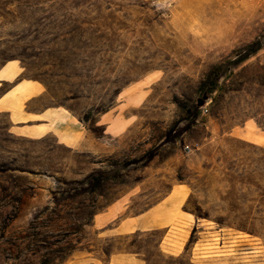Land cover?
<instances>
[{
	"label": "rangeland",
	"instance_id": "rangeland-1",
	"mask_svg": "<svg viewBox=\"0 0 264 264\" xmlns=\"http://www.w3.org/2000/svg\"><path fill=\"white\" fill-rule=\"evenodd\" d=\"M2 77L0 264H264V0H0Z\"/></svg>",
	"mask_w": 264,
	"mask_h": 264
},
{
	"label": "crops",
	"instance_id": "crops-1",
	"mask_svg": "<svg viewBox=\"0 0 264 264\" xmlns=\"http://www.w3.org/2000/svg\"><path fill=\"white\" fill-rule=\"evenodd\" d=\"M0 80H1V83H2V81L3 80H6V79H4L2 77V78H0ZM34 95H32V96H34ZM32 96L28 97L27 99L31 98ZM0 111H2V110H0ZM38 119H43V117H39ZM27 120H29V119H27ZM14 122H18V121L14 120ZM17 126H20V125H17V124L16 125H12V127H16V128H17ZM155 206H157V205H155ZM152 208L153 207H151L150 209H148V211H146V213H143V215L137 221H135V226L134 227H133V225H129V228H134V229H136V228H140V229H142V228H151V227H154V226H159L161 224H164L163 222L160 221L159 218H157V217H155L153 215V213H152V210L153 209Z\"/></svg>",
	"mask_w": 264,
	"mask_h": 264
},
{
	"label": "trees",
	"instance_id": "trees-1",
	"mask_svg": "<svg viewBox=\"0 0 264 264\" xmlns=\"http://www.w3.org/2000/svg\"><path fill=\"white\" fill-rule=\"evenodd\" d=\"M219 67H220V66H218L217 68H219ZM204 96H207V95H204ZM101 176H102L101 173L98 174V176L95 177V182H97V181L100 179Z\"/></svg>",
	"mask_w": 264,
	"mask_h": 264
},
{
	"label": "built area",
	"instance_id": "built-area-1",
	"mask_svg": "<svg viewBox=\"0 0 264 264\" xmlns=\"http://www.w3.org/2000/svg\"><path fill=\"white\" fill-rule=\"evenodd\" d=\"M204 112H207L208 111V107L206 106V104L204 105Z\"/></svg>",
	"mask_w": 264,
	"mask_h": 264
}]
</instances>
